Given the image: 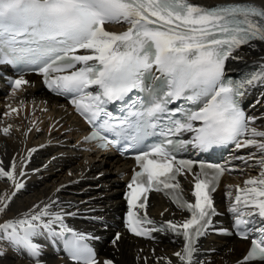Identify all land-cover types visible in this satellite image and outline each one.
<instances>
[{
	"label": "snow or ice",
	"instance_id": "6c2138e0",
	"mask_svg": "<svg viewBox=\"0 0 264 264\" xmlns=\"http://www.w3.org/2000/svg\"><path fill=\"white\" fill-rule=\"evenodd\" d=\"M110 23H126L130 27L116 33L106 30ZM253 40L264 42V9L248 4L204 9L188 0H0V65H36L46 86L57 95L71 96L75 110L97 129L86 140H99L103 148L117 141L101 135L100 130L131 138L140 127L160 129L163 139L135 157L142 171L128 185L131 192L127 197L126 223L137 236L165 230L163 226L145 229L144 224L155 222L133 209L137 208V201L139 208L145 207L150 189H179L177 175L182 169L190 172L193 164L180 160L179 166L174 167L179 149L192 145L208 151L235 143L237 148L256 147L264 153V131L250 127L254 118L247 117L240 107L246 86L264 83V67L239 84L224 77L225 61L241 45H250ZM79 50L91 54H76ZM153 68L160 74L156 79L162 81V87L146 83ZM27 83L22 76L12 82L16 90ZM133 90L149 93L148 106L130 113L138 118L136 121L125 118L117 124L110 123L106 105L125 101ZM179 100L193 107H168ZM178 113L179 118H174ZM102 116L109 119L97 125ZM162 116L169 121L167 125L161 124ZM3 132L8 134L9 128ZM185 133H191L190 139H176ZM241 137H245L243 142ZM261 164L264 165V158ZM14 169L15 163L11 171L0 167V178L14 181L18 191L24 185L15 182ZM200 169L192 193L195 203L174 197V202L191 212V218L179 226L167 222V229L184 240L181 251L175 253L180 264H199L194 259L196 241L216 214L209 193L215 190L224 169L204 164ZM207 169L213 171L211 177ZM245 184L254 187L245 189L248 197L244 204L257 209L254 215L264 220V172ZM7 200L10 202L11 197ZM236 201L239 203L241 196L237 195ZM7 207L5 197L0 196V213ZM51 207L37 205L39 210L34 209L23 218L0 223V240L41 264L43 246L35 239L45 235L63 237L68 232L72 235L65 246L71 259L77 264H99L85 242L90 237L73 232L63 222L65 214L52 212ZM229 211L237 216L234 223L238 234L248 239L247 225L252 221L244 218L235 205ZM258 231L260 236L251 239L250 250L238 264L264 262V228ZM119 239L117 234L113 243Z\"/></svg>",
	"mask_w": 264,
	"mask_h": 264
},
{
	"label": "bare ground",
	"instance_id": "6f19581e",
	"mask_svg": "<svg viewBox=\"0 0 264 264\" xmlns=\"http://www.w3.org/2000/svg\"><path fill=\"white\" fill-rule=\"evenodd\" d=\"M188 2L205 9L231 2L250 3L264 9V0ZM125 24L107 26L106 30L119 33L125 29ZM84 54L91 53L85 51ZM250 67L257 68L258 71L264 67V42L236 50L227 63V69L232 72ZM23 79L28 81L23 85L24 89H0V167L11 171L15 163V182L24 185L17 191L14 181L0 178V196H4L8 203L5 211L0 213V223L23 218L26 213L39 210L36 209L37 205L43 208L44 205L51 204L52 212L65 214L63 222L68 228L95 238L101 255L99 264L106 260H111L112 264H168L169 261L171 264H180L175 256L176 252L181 251L179 242L169 240L161 244L143 243L126 237L119 223L117 225L121 229L109 226L110 219L121 205L117 194L119 176L115 169L109 168L118 161L77 155L78 151L72 143L73 119L69 112L57 99L38 94L35 91L36 80H29L33 79L31 77ZM245 102L249 118H254V124L250 127L264 131V83L251 85ZM6 127L9 128L8 134L3 132ZM245 153L249 165L232 174L234 179L228 176L230 182L223 193L224 199L220 198L221 195L216 197L218 206L227 208L228 211L234 205L239 211L257 210L244 204L248 197L245 189L254 187L246 185L245 181L260 178L264 172V165L261 164L264 153L256 147H246ZM244 170L248 172L247 175L242 173ZM190 183L188 177L183 179L186 189L190 187ZM14 192L15 196L12 195ZM237 195L241 196L239 203L236 201ZM8 197H11L10 202ZM148 209V214L158 222L183 218L157 196H153ZM56 230L59 231V228L56 227ZM117 234L120 239L114 244ZM212 240L213 242L207 240L200 243L194 256L199 264H236L247 248V243L232 239ZM0 250L3 251L0 264H35L33 258L14 250L3 240H0ZM39 259L41 264H69L59 258L52 248L49 250L43 247Z\"/></svg>",
	"mask_w": 264,
	"mask_h": 264
},
{
	"label": "rangeland",
	"instance_id": "374dc122",
	"mask_svg": "<svg viewBox=\"0 0 264 264\" xmlns=\"http://www.w3.org/2000/svg\"><path fill=\"white\" fill-rule=\"evenodd\" d=\"M243 174H246V175H247V174H248V172L246 171V172H245V173H243ZM229 187H230V185H229Z\"/></svg>",
	"mask_w": 264,
	"mask_h": 264
}]
</instances>
